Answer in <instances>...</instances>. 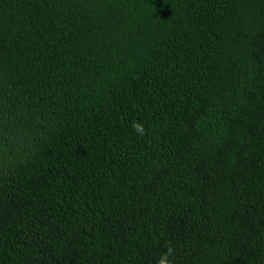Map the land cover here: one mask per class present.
<instances>
[{
	"label": "trees",
	"instance_id": "1",
	"mask_svg": "<svg viewBox=\"0 0 264 264\" xmlns=\"http://www.w3.org/2000/svg\"><path fill=\"white\" fill-rule=\"evenodd\" d=\"M169 245L264 264V0H0V264Z\"/></svg>",
	"mask_w": 264,
	"mask_h": 264
},
{
	"label": "clouds",
	"instance_id": "2",
	"mask_svg": "<svg viewBox=\"0 0 264 264\" xmlns=\"http://www.w3.org/2000/svg\"><path fill=\"white\" fill-rule=\"evenodd\" d=\"M132 127L138 134H140V135H145L146 134L145 128H144V126L141 123L133 122ZM174 253H175V249L171 245H169L168 248H167V252L163 253L161 255V257L158 260L157 264H171V262L169 260V257L173 256Z\"/></svg>",
	"mask_w": 264,
	"mask_h": 264
}]
</instances>
